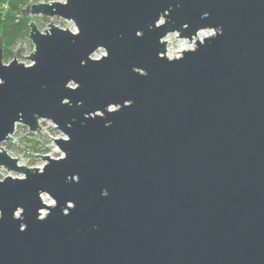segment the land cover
<instances>
[{
    "label": "water",
    "instance_id": "obj_1",
    "mask_svg": "<svg viewBox=\"0 0 264 264\" xmlns=\"http://www.w3.org/2000/svg\"><path fill=\"white\" fill-rule=\"evenodd\" d=\"M23 15L77 33L31 22V66L4 64L0 38V167L23 176L0 182V264H264V0H62ZM203 30L215 35L165 56L168 35ZM40 120L67 137L42 171L1 147Z\"/></svg>",
    "mask_w": 264,
    "mask_h": 264
},
{
    "label": "rangeland",
    "instance_id": "obj_2",
    "mask_svg": "<svg viewBox=\"0 0 264 264\" xmlns=\"http://www.w3.org/2000/svg\"><path fill=\"white\" fill-rule=\"evenodd\" d=\"M50 1L62 0H39V2L37 3H48ZM50 24H53L60 29L71 28L70 24L57 19H52L48 22H44L45 26L40 27V25H36V27L41 32L42 30L47 29L49 27L48 25ZM30 49H33V46L29 39L25 42H22V44L18 46L16 45L13 49L9 50L11 54L9 61H13L14 57L15 59L20 60V62L24 61L23 55L29 52ZM100 55H102V53H98L94 57L98 58ZM9 61H3V63L8 64ZM42 132L43 133L34 135L30 133L26 127L18 125L16 127L14 135H12L13 141L11 143L5 142L1 145V147L10 156L19 159L21 164H23L24 166L41 167L46 163L41 158L42 156H49L51 158H59L63 156L56 144L51 143L50 136L53 135V132H51V130H48L46 126L44 128V131Z\"/></svg>",
    "mask_w": 264,
    "mask_h": 264
},
{
    "label": "built area",
    "instance_id": "obj_3",
    "mask_svg": "<svg viewBox=\"0 0 264 264\" xmlns=\"http://www.w3.org/2000/svg\"><path fill=\"white\" fill-rule=\"evenodd\" d=\"M49 20H52V19H49ZM66 23H68V24L71 25V28L68 29V30H70L74 34L77 33V30H76L75 26L72 23H69V22H66ZM45 31H48V28L42 30L41 33H45ZM214 35H215V31H213V30H203V31L198 32L197 35L195 37H193L190 41L189 40H185V39H179L177 34L168 35L164 39L165 42L167 41V43H166L167 44V46H166V55L165 56L168 59H170V60H172V59H178V58H180L182 56V54H183L182 52L183 51L184 52H187V51H193V50H195L196 47H197V44H195L196 41H199V43H203V38H209V36H214ZM33 52H34V50L33 49H30L29 52H27L26 54H24L23 55L24 61H21L20 62V60H18V59H15V60H17L19 63L24 64L25 66H31L32 64L28 61V58H26V57H29ZM99 53H101V52H99ZM98 58H95L94 57V59H98ZM9 63H10V61H9ZM18 125L19 124H17L15 126L14 133H15L16 127ZM39 126H40V133H43L42 131H44L45 126H46V128L48 130H51V132H53V135L50 136V139H51V143L52 144H56L54 142V140H60V139L61 140H67V137L65 135H63L60 131H58L57 127L54 124H52L50 121L40 120L39 121ZM27 130L30 132V130L28 128H27ZM14 133H13V135H14ZM30 133H32V132H30ZM40 133H38V134H40ZM32 134L38 135L37 133H32ZM58 149H59V147H58ZM59 151H60V149H59ZM47 157H49V156H47ZM12 158H14V157H12ZM49 158H51V157H49ZM60 158H63V156H61L59 158H51V159L58 160ZM45 164L43 166H41V167H32V166L26 167L23 164H21L20 160H19V163H18L19 166H23V167L30 168V169H38L39 171H42L43 170ZM7 177H10V178H18V179H22L23 178L22 175H16L14 173H10L5 168L0 167V182L4 181V179L7 178ZM41 199L48 206L51 203H52V205L54 204L53 201H51V199H49L46 195H42L41 196ZM42 212L43 211H41V216L43 217L45 214L42 215Z\"/></svg>",
    "mask_w": 264,
    "mask_h": 264
},
{
    "label": "trees",
    "instance_id": "obj_4",
    "mask_svg": "<svg viewBox=\"0 0 264 264\" xmlns=\"http://www.w3.org/2000/svg\"><path fill=\"white\" fill-rule=\"evenodd\" d=\"M39 0H0V38L3 40L5 52L3 61L8 62L10 51L16 45L29 39L30 23L45 26L49 19L44 17L24 16L23 10Z\"/></svg>",
    "mask_w": 264,
    "mask_h": 264
},
{
    "label": "bare ground",
    "instance_id": "obj_5",
    "mask_svg": "<svg viewBox=\"0 0 264 264\" xmlns=\"http://www.w3.org/2000/svg\"><path fill=\"white\" fill-rule=\"evenodd\" d=\"M49 206H53L52 203L49 204ZM44 214H46V211H43V212H42V215H44Z\"/></svg>",
    "mask_w": 264,
    "mask_h": 264
}]
</instances>
